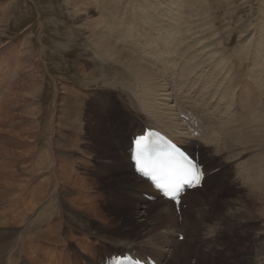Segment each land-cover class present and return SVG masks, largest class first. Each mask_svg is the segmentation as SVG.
Listing matches in <instances>:
<instances>
[{
	"label": "rangeland",
	"instance_id": "374dc122",
	"mask_svg": "<svg viewBox=\"0 0 264 264\" xmlns=\"http://www.w3.org/2000/svg\"><path fill=\"white\" fill-rule=\"evenodd\" d=\"M125 1L0 0V246L4 243L0 247V252L2 251L0 264H10L13 258L18 259L19 264L34 262V264H88L91 258L98 254L105 257L114 253L117 248L111 245V240L115 237L123 238L120 239L122 241L119 242L120 244L132 242L131 240L137 243L147 241L149 235L142 236L146 233L145 229L134 226L132 222L134 209L119 211L111 203L123 202L129 205L143 201L140 199L127 202L113 199V195L122 188L112 190L117 180L106 171L118 169L125 158L121 155L118 159L105 161L102 154L96 152V144L100 138H97V133L92 129L96 111L105 120L102 126L109 139L117 143L118 130L128 125L123 113L124 98L117 88L128 89L134 86L135 89L136 83H139V80H129V74H133L134 71L111 55L108 42L93 34L94 25H100L98 27L103 35L118 50H124L127 54L132 53L140 60L141 57L136 52L138 50L136 44L127 42L128 35L132 32L128 30L124 32L123 42L119 43L117 37L109 34L107 27L112 22L116 28L122 17L126 22H133L141 30H145L143 13L155 18L154 21H158L159 18L168 20H178L183 17L197 18L204 33L199 40L191 44L192 50L199 47L202 52H222L221 55L219 54L220 57H225V63L235 67L236 72L238 66L242 67L241 69L247 67L239 70L240 79L226 86L224 90L226 103L229 102V105L233 103L237 107L230 114L227 111L224 119H215L212 123L214 127L212 140H208L204 135L209 120L194 106V104L198 105L200 100L194 99L195 103L193 102L192 106L195 110L190 108L184 110L187 113L185 116L192 118L195 126L193 127L192 123L193 129L201 133L202 141L206 145L207 151L198 158L206 170H212L211 178L205 180V190L200 192V199L194 201L190 198L184 205L188 208L194 203V211L199 217L198 219L194 216L189 217L185 230L191 234L195 220L197 222L195 228L199 223L201 224L202 250L215 258V262L202 259L203 264H264V184H262L264 183V133L261 131L264 127V121H261L264 117V82L261 81V76L258 77V73L255 74L251 70L252 52L256 50L257 43H264V0H152V2L148 0L146 6L141 5L146 0H133V6L140 11L139 15L134 14L137 19L135 21L129 16L135 13L132 8L128 11L119 9L121 6L125 7ZM161 2L164 3V7L168 6L165 13V9L153 7V4L158 5ZM144 7H150V13L143 10ZM172 8L178 17L174 14L165 17ZM180 20L185 24V19ZM172 32L177 31L172 30ZM167 39L166 37L164 41ZM262 46L264 53V44ZM239 56H244V61ZM262 56L257 59V63L264 65L262 59L264 55ZM143 62L155 70L153 61V63L148 62L149 64ZM254 76L255 79L252 80ZM125 78L128 82H125ZM114 80L118 83H115L117 85L115 88H113ZM255 81L257 84H254ZM121 84L123 87L120 86ZM242 91H246V94L248 91L249 96L246 98V94ZM199 98L202 100L201 107L205 102L203 97ZM244 106L246 109H243ZM189 113L193 117H189ZM250 122H253L251 125L255 123L256 131L251 128ZM258 125L262 127L258 129ZM249 129L255 132L252 130L248 132ZM259 130L261 135H255L260 134ZM254 135L256 139L259 136V141L254 139ZM104 143H101V146L104 147ZM113 146L115 150L118 148L115 143ZM239 148L241 149L238 151ZM252 160H255V163ZM248 162L254 164L249 165ZM97 174L106 180L114 179L103 190L97 189L94 185V187L86 184L81 187L73 186L69 181L70 176L92 181ZM126 185L132 186L131 183ZM136 186L138 185L134 184V187ZM55 187L58 191L56 202L58 206L54 208L56 210L58 207L59 210H54V215L48 218L49 226L46 225V221L45 225L41 226L36 219H40V213L42 218L46 217L48 211L43 208L49 207L51 203V199L46 201L47 192ZM69 191L74 192L75 196H69L67 194ZM130 191L135 194L141 193V190L136 188H130ZM83 193L87 194L82 198ZM87 196L90 199L104 196L110 203L97 199L96 205L95 203L91 205ZM75 197L76 200L72 199ZM77 197L81 198V202ZM87 200L88 202H85ZM235 200H239L237 207ZM84 205L85 207H82ZM231 205L241 210L238 217L234 216L235 212L230 209ZM31 206L36 208L35 210L39 207L38 214L29 216L26 223L18 224L14 218ZM158 206L160 207V205H156V208L151 207L153 211H150L148 219L156 217ZM180 213V209H177L176 218L173 220L181 223ZM62 215L64 219L60 217ZM28 221L31 222L32 229L27 228ZM152 224L155 233L162 229L161 235L172 228V226L161 228V224L158 225L155 221ZM37 227L40 233L37 232ZM50 227L53 228V232ZM48 228L51 236L54 237V242L45 239ZM33 232L37 233L33 235ZM74 235L75 242L63 244L68 237ZM161 235H157L152 240L154 244L149 245L154 247L158 245ZM57 236L59 238L56 239ZM61 238L67 239L63 241ZM145 246L141 247L146 248ZM174 246L176 245L173 244L172 247ZM195 249V253H202L197 247ZM192 250L188 252L180 250L183 253L178 252L177 259L173 263L170 262L174 252L172 250L171 257L163 258V263L184 264L183 260L185 264L201 263V259L194 257L195 253H192ZM250 250L255 253L252 257L248 256Z\"/></svg>",
	"mask_w": 264,
	"mask_h": 264
},
{
	"label": "bare ground",
	"instance_id": "6f19581e",
	"mask_svg": "<svg viewBox=\"0 0 264 264\" xmlns=\"http://www.w3.org/2000/svg\"><path fill=\"white\" fill-rule=\"evenodd\" d=\"M135 1H137V0H135ZM125 2H126L125 7L121 6V7H119V9L120 10L126 9V11H128L129 8H132V10L135 13H131L129 16L134 21L137 20L135 18L134 14L139 15V13H140L139 8H135L133 6V4H134L133 0L132 1L126 0ZM150 2H152V0H150ZM146 3H148V0L141 3V5L146 6L145 5ZM153 7H155V9H165L164 13L168 10V6L165 5V7H164L163 2H161L158 5L155 3V4H153ZM153 7H152V9H153ZM142 9L145 10L146 12L150 13V7H144ZM120 13L121 12H119V14ZM168 14H174V9L173 8L170 9L165 14V17ZM138 15H137V17H138ZM143 15H144L143 24L147 30L146 29L141 30V28L136 26L135 23L126 22L124 19H122V17L120 18L121 20L117 23L116 28L114 27V24H112V22L107 27V31L109 32V34L112 35L113 37H117V41L119 43L123 42V40H122L123 33L126 32L127 30L131 31L132 33L130 35H128L129 37L127 38L128 39L127 42L132 43V44L133 43L136 44V47L138 48V50L136 52L139 53V56L141 57L140 60L138 59V57L136 55H134L130 52H128L130 54H127V53H124V50H118L103 35L101 30L99 29V27H100L99 24L94 25V28H93V34L95 36L98 35L101 39L108 42V44L111 47V55L114 56L120 62H124V65H127V68L129 67V68H131L132 71H134V73H133L134 75L130 73L129 74L130 79L128 77H127V79L132 80V81L139 80V83H136L137 85H135L136 86L135 89H134V86L132 87L133 89L129 86H128L129 87L128 89H127V87L124 88L122 86V84L120 86H122L124 89L123 88L122 89L117 88V90L119 92H121V95L124 98L123 99L124 100V107L122 106L123 111H124L123 113H124L125 118L128 120V125L125 128L118 130L119 139H117V143H116V141L109 139L105 128H103L102 125L104 124L105 120H103L101 118V116L96 111L94 113L95 119L93 118V128L92 129L97 133V138H100L98 140V143L96 144V152H98L99 154L101 153L103 158L105 159V161H111L114 158L118 159V157L120 158L121 155L125 158L124 162H122L121 166L118 169H116V170L110 169L109 171L108 170L106 171L108 175L114 176L117 179L116 178L115 179L114 178H108L106 180L101 175L97 174V175H95V177L93 178L92 181L90 179H85V178H83V179L81 178L82 180L81 179L79 180L76 176H74V177L70 176L69 181L72 183L73 186L81 187L83 184H86L88 186L91 185L92 187L95 186L99 190H103L106 185L110 184L112 179L117 180L114 183V185H116V186L114 188H112V190L114 191V189L116 190L118 188H122V190L115 193L113 195V199L123 200V201H127V202H133V200H140V199L143 201H141L138 204L131 203L129 205L126 203H123V202H111V203H113V206L116 207L119 211L133 208L134 210L132 209L133 210L132 222H133L134 226L145 229L144 231L146 233H143L142 236H148V235L149 236H148V239L146 242L143 241L142 243L141 242L137 243L135 240H131L132 242L121 243V244L119 242H122L121 240H123V238L115 237L114 240H111V245L115 246L117 248V250L114 253H112L106 257H102L101 255L98 254V255H96V257L94 256L93 258H91V260H90V262H88V264H105L107 258L113 259V258H118V257H121V258H143V260L149 258L150 260H153L156 264H169L170 262L173 263L177 259L176 256H177L178 252L183 253L181 251H184V250L185 251L187 250V252H188L189 250H192V248H193L192 253H195L196 252V249L194 250L195 247H197L199 250L202 251V253H200V254L195 253V256H194V257L201 259V263H199V264L204 263V260H202V259H205V261L215 262L214 261L215 258H212V256H210L211 254L208 255V253L203 252V250H202L201 244H202L203 240L200 239L201 238V236H200L201 224L199 223V226L197 228H195V225L197 224V222L195 220L194 224L191 223L192 224V233L190 234L188 231L185 230L186 229L185 227H187L188 223H189L188 222L189 217L194 216V218H197V219L199 217L196 216V212L194 211V208H193L194 203L188 208H185L184 205L187 203L188 199H190V198H192L194 201L200 199V192H202V190H205L204 183L200 189H195L193 191L187 192L185 197L182 198V202H181V205L179 207L180 212H181L180 215L182 217L181 223L178 222L177 220L174 221L173 219L176 218L177 208L175 207V205L171 201H168L167 199H165L162 196V193L159 192L156 188H154L153 185L148 180L144 179L143 177H141V174L139 175L137 173L135 165L133 164V159H132V147H133V142L136 139V137L143 136L147 130H152V131L158 132L162 137H167V138L171 139L179 147L186 149L189 153H191V155H195V156H198L201 158L203 156L204 152L207 151L206 145L202 141L203 136H201V133H197L193 129V127H195L194 122L191 120L192 118H188L185 116L187 113L184 112V110L185 109L189 110V108L195 110V108H193V106H192L194 99L198 98L200 100L198 102V105L194 104V106H196L198 109H200L205 114L207 119L209 120L210 125L207 122L206 125L208 126V128H207V132L204 135H205V138H207L208 140H212V137L214 134V127H213L212 123L215 121V119H221V120L224 119L225 115L228 112H229V114L232 113L233 110H235L237 107L233 103H231L232 105H229L228 104L229 102L226 103L227 97L225 96L226 93H224V90L226 89V86L233 84L232 82L236 83V81L238 79H240V78H238V71L243 70L244 68H247V67L245 66V67H243V69H241L242 67L238 66V69L236 72V71H234L235 67L234 68H233V66L230 67L228 64L225 63V61H226L225 57H223V56L220 57V55H221L220 53H222V52H219V53H212L210 51L202 52V51H200L199 47L192 50L191 44L194 41L199 40L203 36V33H204V29L202 27H200V24H199V21L197 18H189V17L180 18L182 20L185 19V24H184L181 22L180 19L168 20L166 18L167 19L166 20L165 18H163V19L159 18L158 21L157 20L154 21L153 19H155V18H153V17L151 18L150 16H147V13H143ZM174 16L178 17L177 14H174ZM163 25H165V26H163ZM146 26H148L151 29H148ZM138 30H140V31H138ZM172 30H176L177 32L173 33ZM166 37L168 39L166 41H164V39ZM124 38L126 39V36ZM137 42H138V44H137ZM186 44H188V45H186ZM262 44H264V43L263 42L257 43L255 46L256 50L254 52L251 51L253 53L252 54L253 62H252V69L251 70L255 74L258 73V77L261 76L262 77L261 81L264 82V65L257 63L258 62L257 59L260 56L264 55V53L262 52V49H263ZM125 45L131 46L130 44H126V43H125ZM200 45H201V43L199 44V46ZM185 46H188V47L185 48ZM246 52H248V51H246ZM239 57H241L240 59H243L242 61H244V58H245L244 56H243L244 58L242 56H239ZM262 59H264V58H262ZM142 60L145 61L146 63H148V62L153 63L154 62L155 70L153 68H151L149 65H146ZM233 61H234V59H233ZM256 63L258 65H256ZM236 64H237V62H236ZM248 70H249V68H248ZM248 72L250 73V70ZM255 76L252 77V80L255 79ZM127 79L125 78V82L127 81ZM184 80H188V81L185 82ZM115 83H117V82L114 80L113 88H115L117 86V85H115ZM254 84H257V81H255ZM109 87H110V85H109ZM109 87L107 86V88H109ZM231 87L232 86H230V88ZM110 88H112V87H110ZM259 89H261L260 86H259ZM263 90H264V88H263ZM259 91H261V90H259ZM242 93L246 94V91L245 92L242 91ZM261 93H262V91H261ZM249 94L250 93L247 91L246 98L249 96ZM74 95L78 96L77 93H74ZM118 96H119V94H118ZM199 97H201V98L203 97V101L205 102V104L201 107H200V104H201L200 102L202 100ZM246 100L244 101V103L246 102ZM251 102H252V100H251ZM247 107H249V106H247ZM243 109H246V106H244ZM97 114H98V116H96ZM189 117H193L192 114H190ZM204 120H206V119H204ZM261 121L262 122L264 121V117L261 119ZM192 123H193V127H192ZM247 123H249V121ZM247 123H246V125H247ZM252 123L250 122L249 125H251ZM254 124L251 125L252 127L249 126V128L251 127L255 130L257 127L254 128ZM258 124H259V121H258ZM261 125H258V129H260L262 127ZM246 127H248V126H246ZM253 129H249L250 131H248V132H251V130L254 131ZM236 131H238V130L236 129ZM261 131L264 133V127L262 128ZM258 132H260V130ZM243 133L244 132H242V134ZM245 133H246V131H245ZM249 134H251V133H249ZM255 135H261V132H260V134L256 133ZM255 135H254V137H255L254 139H256ZM262 137H263V135H262ZM154 139H155V137H153V136L148 137V139L143 143V145L146 147H149L150 145H152L154 143V141H155ZM248 139H250V138H248ZM258 139H259V136H258ZM258 139H256V140L259 141ZM111 141L113 143H115L116 146L118 147L116 150H115L113 143ZM106 142H107V144H106ZM101 143H104V147L101 146ZM237 144H236V146H237ZM232 145H234V144H232ZM242 145H243V143H242ZM236 146H234V147H236ZM260 147H261V145H260ZM240 149L241 148H239L238 151ZM258 149H260V148H258ZM88 156H90V154ZM94 156L96 157V155H94ZM253 156H255V155H253ZM89 158L93 159L92 157H89ZM250 160L251 159H249V161ZM255 160H257V159H255ZM255 160H252V161H254V163H255ZM254 163H251V164H254ZM251 164L249 163V165H251ZM246 166H247V163H246ZM211 171L212 170H206V175H207L206 179L211 178ZM119 177L122 179L120 180ZM86 182H88V183H86ZM128 183H131L132 186L131 185L127 186L126 184H128ZM134 184H137L138 186L134 187ZM262 184H264V183H262ZM86 188H88V187L86 186ZM130 188H136L137 190H141V193L135 194V193L130 191ZM86 191H87V189H86ZM86 191H84V192H86ZM99 192H101V191H99ZM110 192H112V191H110ZM262 193H263V191H262ZM67 194L71 197L75 196V193L74 192L72 193V191H69ZM84 194H87V193H83L81 196L82 198L85 196ZM79 195H81V194L79 193ZM79 195H77V196H79ZM50 196H53V197H50ZM57 196H58V191H57L56 187L50 189L47 192V198L48 199L46 201L51 199V203H50L49 207L43 208L44 210L48 211L46 213L47 215H46V217L42 218L43 216L41 217V213H40L39 214L40 219H36L40 223L41 226L45 225V221H46V225H48V226L50 225L48 218H50L52 215H54V213H53L55 210L54 207L58 206L56 203L57 202ZM88 196H87V198H89ZM145 197H148L149 199H146ZM77 198L79 199V197H77ZM72 199L76 200V197L72 198ZM97 199H101L103 202L108 201L107 198L104 196H103V198L95 196L91 199L89 198L90 204L92 205L93 203H95V205H96ZM79 200H78V202H79ZM82 200H84V199H82ZM80 202H81V200H80ZM85 202H88V200ZM214 203H216V202H214ZM235 204L237 207L239 204V200L236 201ZM97 205H99V204H97ZM156 205H160V207L159 206L157 207L158 213H156V217H154L150 220V219H148V216H149V213H151L150 211H153V209L151 207L156 208ZM88 206H89V204H88ZM82 207H85V205ZM236 207H235V205H231L230 209H233L235 212L234 216L238 217L239 212H241V210L236 209ZM35 209L33 206H31L30 208L27 207L24 210V212H22L20 214L18 213L19 215L16 216L14 218V220L20 225L26 223L29 216L31 217V215L38 214L37 210L39 209V207L37 208V210H35ZM57 209H58V207H57ZM57 209L55 211H57ZM94 211H95V209H94ZM97 213H99V212H97ZM56 214H55V216H57ZM69 214L70 213H68V215ZM100 216H102V215H100ZM204 216H205V214H204ZM60 217H63V215ZM75 217H77V216H75ZM94 218H95V216H94ZM201 218H202V216H201ZM63 219H64V217H63ZM90 219H92V217ZM97 219H98V217H97ZM258 219H260V218H258ZM78 220H80V219L78 218ZM260 220H262V219H260ZM30 221H28L29 226H27V228L30 227L31 222H34V221H31V222ZM154 221L158 225L161 224L160 225L161 228L164 226L165 227L166 226H172V228L169 231L163 232L162 235H161L162 229L157 230L158 232L155 233V231H154L155 229H154V226L152 224ZM228 221H229V219H228ZM84 222H85V220H84ZM240 222H242V221H240ZM60 223H61V220H60ZM78 223H79V221H78ZM35 224L36 223H34V225ZM80 224H81V222H80ZM101 224H104V222L103 223L101 222ZM101 224L99 226H101ZM60 226H62V224ZM95 226H97V225L95 224ZM103 227H106V226H103ZM24 228H26V227H24ZM32 228H33V226H32ZM32 228L30 227V229H32ZM38 228L39 227H37L36 229L38 230ZM66 228H67V226H66ZM41 229H43V228H41ZM50 229L52 231L53 228L50 227ZM50 229L49 228L46 229L47 234H46L45 239L48 240L49 242H54V240H53L54 237L51 236ZM85 229H88V228H85ZM67 230H68V228H67ZM93 230H96V229H93ZM248 231H249V229H248ZM30 232H31V230H30ZM37 232H39V230ZM42 232H41V234H42ZM89 232H91V231H89ZM36 233L33 232V235ZM14 235H16V234L14 233ZM26 235L27 234H25V236ZM29 235H30V233H29ZM54 235H56V234H54ZM62 235H63V231H62ZM157 235H159V236L161 235V240L158 242L159 244L155 245V247H154V245H149V244H154V242L152 240L155 239L157 237ZM39 236H38V239H39ZM70 236H71V234H70ZM182 236H184L183 240L180 239V237H182ZM75 237H76L75 235H74V237L73 236L70 238L68 237V240L65 241L63 244H69V243L75 242V240H76ZM210 237H211V235H210ZM242 237H243V235H242ZM32 238H33V236H32ZM57 238H59V237L57 236L56 239ZM208 238H209V236H208ZM16 239L17 238H15V240ZM61 239L63 240V238H61ZM66 239H64V240H66ZM58 240H60V239H58ZM10 243H12V242H10ZM189 243H192L193 245L192 244L189 245ZM173 244H175L177 247L176 246L172 247ZM21 246H22V244H21ZM141 246L142 247L145 246L146 248H142ZM172 250H174V252H173V256L171 257V251ZM149 251H150V253H149ZM254 254H255L254 251L250 250V252L248 253V256L252 257ZM30 255H32V253H30ZM170 257H171L170 262L163 263V258H170ZM30 260H31V258H30ZM9 263L10 264H19V261H18V259L13 258L11 260V262H9ZM183 263L185 264L186 262L183 260Z\"/></svg>",
	"mask_w": 264,
	"mask_h": 264
},
{
	"label": "snow or ice",
	"instance_id": "6c2138e0",
	"mask_svg": "<svg viewBox=\"0 0 264 264\" xmlns=\"http://www.w3.org/2000/svg\"><path fill=\"white\" fill-rule=\"evenodd\" d=\"M137 152L143 151V140L137 139ZM138 163L140 161L138 160ZM146 175L149 173H145ZM152 180L166 196L171 200L178 201L179 193L183 185L199 186L204 178L203 172L199 169L198 165L188 161L181 156L180 161L176 162L172 168L161 169L159 174L155 171L151 173ZM183 240V237H180Z\"/></svg>",
	"mask_w": 264,
	"mask_h": 264
}]
</instances>
